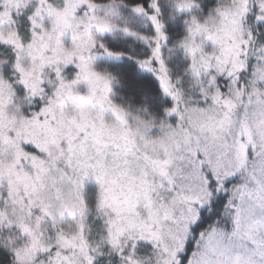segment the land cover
I'll return each mask as SVG.
<instances>
[{"label":"rangeland","instance_id":"obj_1","mask_svg":"<svg viewBox=\"0 0 264 264\" xmlns=\"http://www.w3.org/2000/svg\"><path fill=\"white\" fill-rule=\"evenodd\" d=\"M250 1H228L209 22L193 27L189 57L205 96L217 77L230 81L226 94L209 95L205 109L180 102L160 57L165 36L150 17L152 57L141 66L175 103L167 120L156 123L112 104L111 80L91 68L96 36L116 29L117 6L0 0V42L17 50L19 82L32 97L44 82L52 89L46 106L24 117L10 109L14 93L0 77V229L15 227L25 238L18 264H91L80 231L87 180L100 186L114 245L133 250L149 242L154 264H179L189 226L209 204L202 168L214 177L216 193L236 199V227L230 235L212 229L201 236L189 264H264V93L263 100L245 99L260 88L237 84L251 51L242 24ZM257 4L264 11V0ZM25 12L31 15L27 43L16 31ZM257 59L264 88V59ZM69 68L75 75L66 80L61 75ZM245 177L241 185L225 187ZM64 221L73 229L57 231Z\"/></svg>","mask_w":264,"mask_h":264},{"label":"trees","instance_id":"obj_2","mask_svg":"<svg viewBox=\"0 0 264 264\" xmlns=\"http://www.w3.org/2000/svg\"><path fill=\"white\" fill-rule=\"evenodd\" d=\"M88 1L96 6H117L119 10V17L112 22L116 29L96 36V45L92 49L95 57L91 62L94 72L111 80L112 104L130 112L139 120L156 123L166 121L168 112L175 106L173 99L162 90L156 75L141 66L142 62L152 57L151 39L155 35V30L150 20L151 16L156 17L165 36V41L159 49L160 57L175 93L179 94L180 102L186 106L205 109L213 93L219 91L226 94L230 81L217 77L214 87L210 86L209 94L205 96L201 88L203 85L198 81L189 57L191 49L188 43L193 27L209 22L210 18L231 0ZM154 6L157 10L156 15ZM248 9L242 24L245 39L252 53L250 51L246 58L244 70L239 73L237 84L245 86L246 89L260 88V92L249 91L243 94L242 98L253 97L263 100L261 93H264V88L257 81L263 62H259L257 58L262 56L264 59V11L257 4V0H251ZM30 17V13L25 12L18 17L16 24L17 34L26 43L30 39ZM44 73L47 81H50L51 74L48 71ZM74 75V70L69 68L61 76L69 80ZM0 77L11 85L14 93V103L10 109L17 110L21 116L30 117L46 106L52 90L50 85L44 82L43 91L39 96L32 97L27 94L19 82L17 50L9 43L0 42ZM24 149L30 154H39L30 146ZM255 161L252 156L249 158L247 166L250 172L252 171L250 167L252 168ZM202 172L208 182L209 204L199 210L197 221L189 226L188 238L178 255L179 264H189L198 240L207 232L215 229L230 235L236 227V199L231 200L226 192L216 193L214 177L204 168ZM250 172L244 175L248 176ZM242 181L245 182L246 177L234 178L228 181L225 187L241 185ZM82 192L80 231L91 256V264H126L129 259L141 264H154L155 249L152 243L140 241L133 250L129 247L120 249L114 245L109 234L111 214L101 206L100 186L93 180H87L82 184ZM68 222L55 225L56 230L64 232L73 229ZM22 239L25 238L15 227L0 229V264H18L17 252ZM40 256L43 260L46 259L45 255Z\"/></svg>","mask_w":264,"mask_h":264}]
</instances>
